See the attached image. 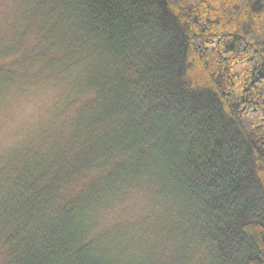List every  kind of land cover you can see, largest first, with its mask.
I'll list each match as a JSON object with an SVG mask.
<instances>
[{"label": "trees", "instance_id": "1", "mask_svg": "<svg viewBox=\"0 0 264 264\" xmlns=\"http://www.w3.org/2000/svg\"><path fill=\"white\" fill-rule=\"evenodd\" d=\"M14 16L0 87L71 89L0 157V264H264V0Z\"/></svg>", "mask_w": 264, "mask_h": 264}, {"label": "rangeland", "instance_id": "2", "mask_svg": "<svg viewBox=\"0 0 264 264\" xmlns=\"http://www.w3.org/2000/svg\"><path fill=\"white\" fill-rule=\"evenodd\" d=\"M14 20V0H0L1 43L11 38ZM69 83L65 78H56L0 87V157L23 144L50 120L54 110L66 101Z\"/></svg>", "mask_w": 264, "mask_h": 264}]
</instances>
